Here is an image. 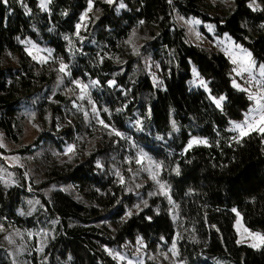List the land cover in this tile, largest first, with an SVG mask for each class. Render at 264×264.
Instances as JSON below:
<instances>
[{
  "label": "trees",
  "instance_id": "trees-1",
  "mask_svg": "<svg viewBox=\"0 0 264 264\" xmlns=\"http://www.w3.org/2000/svg\"><path fill=\"white\" fill-rule=\"evenodd\" d=\"M176 14L264 64V0L0 3V131L32 158L0 175V229L32 234L23 262L0 246V264H160L173 243L181 264H264L235 230L239 213L264 237V134L234 130L253 89Z\"/></svg>",
  "mask_w": 264,
  "mask_h": 264
},
{
  "label": "rangeland",
  "instance_id": "rangeland-1",
  "mask_svg": "<svg viewBox=\"0 0 264 264\" xmlns=\"http://www.w3.org/2000/svg\"><path fill=\"white\" fill-rule=\"evenodd\" d=\"M39 3L43 10H49V0H39ZM257 5V4H256ZM259 6V4H258ZM175 18H177V23L182 26L188 36L189 39L194 42H206L209 45L215 44L218 48L223 50L227 56L230 58L231 62L234 64L236 68V72L239 76L242 74L249 75L253 80L257 81L261 88L259 90H251V87L246 83L238 84L237 81H234V84L241 89L251 90L253 91V96H256L260 103L263 104V97H264V64L258 63L254 60L252 54L247 48H244L238 45L227 33H222L221 35L218 34L217 28L214 24L205 23L200 19L197 18H185L181 15L176 14ZM212 37V41H210L209 36ZM201 38V39H200ZM37 51L36 48L32 49L31 51L34 53L36 57L40 58H47L43 52H35ZM49 54V53H48ZM250 54V55H249ZM193 78L192 83L195 87L205 85L201 83V80L198 75L197 69L193 68ZM258 105L256 100H254V104L249 108L246 112L245 120L247 119L249 122L252 121L251 117H256V127L259 126V115L257 112L253 111L257 109ZM241 132V131H240ZM245 132H247L245 130ZM35 129L34 125L28 127V137L31 139L34 136ZM29 139H26L25 142H29ZM9 145L4 132L0 131V157L3 158V161H0V175H3L6 172V164L10 165H20L22 166L24 162L31 163L32 158H27L24 156H13V159L10 155L6 154L5 152L8 151ZM11 147L10 150L11 151ZM58 152V151H56ZM66 154H69V148L64 150ZM38 156V155H37ZM30 160V161H28ZM11 175V174H10ZM9 175V176H10ZM235 230L238 235V242L240 244H246L252 248L258 249L260 248L264 240H261L260 237H263L259 234L251 233L242 221V217L239 213H237V219L235 222ZM10 238V239H9ZM45 237H41L38 239V245L41 246L43 242H45ZM32 240L31 233H23V231H13V232H6L0 229V246L4 247L15 260H19L23 262L25 260L24 256L27 254L26 246L27 242ZM143 257L136 258L133 260V264L135 262H142ZM160 264H181L177 261V255L175 249H169V251L163 252L160 257ZM22 264V263H21Z\"/></svg>",
  "mask_w": 264,
  "mask_h": 264
},
{
  "label": "snow or ice",
  "instance_id": "snow-or-ice-1",
  "mask_svg": "<svg viewBox=\"0 0 264 264\" xmlns=\"http://www.w3.org/2000/svg\"><path fill=\"white\" fill-rule=\"evenodd\" d=\"M107 2H108V3H111L112 0H107ZM0 3L7 4V3H8V0H0ZM120 6H121V7H124L123 4H121ZM89 10H91V2L89 3ZM82 19H83V18H82ZM141 23H143V21H141ZM79 27H80V25L78 24V25H77V30H79ZM29 54L31 55V53H29ZM249 55H250V54H249ZM34 58H35V57H34ZM66 69H67V65L61 63L59 71H61V72H65ZM75 83H76L77 86L81 89V92H83L84 89H86V88L88 87L87 85H81L79 81H75ZM201 83L203 84V81H201ZM242 90H243V89H242ZM80 98H83V96H81ZM249 98H250V99H254V100H256V102H257L258 108H257V109H254L253 111L257 112L258 115H259V121H258V123H259L260 127H259V128L256 127V124H257L256 117L253 116V117H251L252 123H249V121L246 119L245 122H244V124H236V125H234V130H235V129H239V130L241 131V135H246L247 133L244 131V129H245V127H247V128L250 129V130H257V131H259L261 134H264V104H261V103H260V100H259L256 96H251V95H250ZM223 99H224V97H220L219 99H216V100H215V103L217 104L218 107L220 106V102H221ZM93 111H95V109H93ZM100 123L103 124L104 127H106V128L109 127V125L104 124V122H103L102 120L100 121ZM116 135H117V136H120L121 133L116 132ZM196 143H203V144H206L207 141L193 139L192 142L188 145V147L191 148L192 145H193V144H196ZM69 151H72V149L69 148ZM137 163H141V160L138 159V160H137ZM155 167H156V168H159L160 165L157 164V165H155ZM152 179H153V180H156V174H155V173H153V175H152ZM121 182H123V178H121ZM157 183H159V181H157ZM160 188L163 190L164 185H163V184H160ZM164 194L167 195V193H164ZM233 211H235V209H234ZM128 214L131 215V212H129ZM9 239H10V238H9ZM260 239H261V240H264V237H260ZM172 247H173V249H175V247H176V246H175V243H173V246H172ZM121 259H123V257H121ZM128 264H133V262H132L131 260H129Z\"/></svg>",
  "mask_w": 264,
  "mask_h": 264
},
{
  "label": "built area",
  "instance_id": "built-area-1",
  "mask_svg": "<svg viewBox=\"0 0 264 264\" xmlns=\"http://www.w3.org/2000/svg\"><path fill=\"white\" fill-rule=\"evenodd\" d=\"M242 80H244L253 90H259L261 86L259 83L255 80H253L249 75L242 74L241 75Z\"/></svg>",
  "mask_w": 264,
  "mask_h": 264
}]
</instances>
